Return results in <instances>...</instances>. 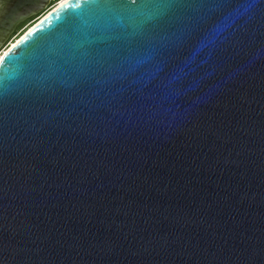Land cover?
Instances as JSON below:
<instances>
[{
    "label": "water",
    "instance_id": "1",
    "mask_svg": "<svg viewBox=\"0 0 264 264\" xmlns=\"http://www.w3.org/2000/svg\"><path fill=\"white\" fill-rule=\"evenodd\" d=\"M0 264H264V0L30 27L0 59Z\"/></svg>",
    "mask_w": 264,
    "mask_h": 264
},
{
    "label": "flooded vegetation",
    "instance_id": "2",
    "mask_svg": "<svg viewBox=\"0 0 264 264\" xmlns=\"http://www.w3.org/2000/svg\"><path fill=\"white\" fill-rule=\"evenodd\" d=\"M26 1L27 0H0V58L4 51L6 49L8 50V47L12 45V42L16 41L17 38L21 37L26 32L28 27L30 28L38 22L53 9L52 7L55 4V6H57L58 3L60 4L63 0L54 3L53 0H36L35 5L29 4ZM37 5L40 8L42 7V10L35 13L38 8ZM6 17L10 18L6 20ZM27 20L28 22H26ZM25 22L27 24L23 26L18 33Z\"/></svg>",
    "mask_w": 264,
    "mask_h": 264
},
{
    "label": "bare ground",
    "instance_id": "3",
    "mask_svg": "<svg viewBox=\"0 0 264 264\" xmlns=\"http://www.w3.org/2000/svg\"><path fill=\"white\" fill-rule=\"evenodd\" d=\"M63 1H64V0H63ZM63 1H62V2H63ZM62 2H60V3H62ZM58 5H59V3H58ZM32 26H33V25H32ZM29 29H30V28H29ZM29 29H27L26 31H28ZM19 38H20V37H19ZM19 38H17L16 41H17ZM16 41L12 42V45H13ZM12 45H11L10 47H12ZM10 47H8V49H9ZM6 51H7V49H6V50L4 51V53L1 55V58H2V56L5 54ZM1 58H0V59H1Z\"/></svg>",
    "mask_w": 264,
    "mask_h": 264
},
{
    "label": "rangeland",
    "instance_id": "4",
    "mask_svg": "<svg viewBox=\"0 0 264 264\" xmlns=\"http://www.w3.org/2000/svg\"><path fill=\"white\" fill-rule=\"evenodd\" d=\"M26 24H27V23H25V24L22 25V27L19 29L18 33H19L20 30L23 28V26H25ZM31 27H32V26H31ZM28 28H29V27H28ZM28 28H27V29H28ZM18 33H17V34H18ZM25 33H26V32H25Z\"/></svg>",
    "mask_w": 264,
    "mask_h": 264
},
{
    "label": "trees",
    "instance_id": "5",
    "mask_svg": "<svg viewBox=\"0 0 264 264\" xmlns=\"http://www.w3.org/2000/svg\"><path fill=\"white\" fill-rule=\"evenodd\" d=\"M57 1H59V0H53V3H54V2H57ZM53 3H52V4H53ZM52 4H51V5H52ZM53 5H54V4H53ZM51 7H52V6H51ZM26 22H28V20H27ZM26 22H25V23H26ZM25 23H24V24H25Z\"/></svg>",
    "mask_w": 264,
    "mask_h": 264
},
{
    "label": "snow or ice",
    "instance_id": "6",
    "mask_svg": "<svg viewBox=\"0 0 264 264\" xmlns=\"http://www.w3.org/2000/svg\"><path fill=\"white\" fill-rule=\"evenodd\" d=\"M79 6V5H78ZM141 15H143V13H141Z\"/></svg>",
    "mask_w": 264,
    "mask_h": 264
},
{
    "label": "built area",
    "instance_id": "7",
    "mask_svg": "<svg viewBox=\"0 0 264 264\" xmlns=\"http://www.w3.org/2000/svg\"><path fill=\"white\" fill-rule=\"evenodd\" d=\"M59 2V1H58Z\"/></svg>",
    "mask_w": 264,
    "mask_h": 264
}]
</instances>
